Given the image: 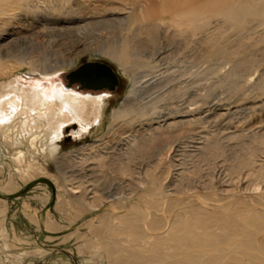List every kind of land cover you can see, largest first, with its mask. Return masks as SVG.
<instances>
[{"label":"rangeland","instance_id":"1","mask_svg":"<svg viewBox=\"0 0 264 264\" xmlns=\"http://www.w3.org/2000/svg\"><path fill=\"white\" fill-rule=\"evenodd\" d=\"M149 1L39 0V19L0 32L4 49L59 69L1 60L0 86L100 102V122L70 123L55 140L0 128V264H122L118 247L138 248L134 227L164 249L185 207L250 227L247 209L264 214V0H176L196 24L189 43L171 26L173 0ZM122 44L133 47L124 65L107 55ZM88 63L109 66L115 89L69 85Z\"/></svg>","mask_w":264,"mask_h":264},{"label":"bare ground","instance_id":"2","mask_svg":"<svg viewBox=\"0 0 264 264\" xmlns=\"http://www.w3.org/2000/svg\"><path fill=\"white\" fill-rule=\"evenodd\" d=\"M46 1L43 0L44 3ZM54 1L55 3H63L66 0ZM38 2L39 0H0V32H7V26L11 24H20L21 21L32 18L34 20L39 19L41 9ZM171 2V26L176 27L178 33L183 35L186 33L184 40L189 43L196 35V27L193 25L195 23L192 22L193 17L188 19L190 16L187 15V18H185L184 13H179V10L184 9L185 6L183 4L179 5L176 0ZM149 4H154V0H150ZM48 9L52 10L53 8L49 7L45 10L47 11L45 19H49ZM28 15L32 17L28 18ZM196 18H198V15H196ZM2 37L0 39L3 40ZM201 41H204V39ZM123 44L119 47L120 49L112 48L109 50L107 55L124 65L130 57L128 48L133 47ZM14 52L4 49L3 45H0V61L14 59V62H17L18 65L29 66L32 71L38 72L42 76L50 75V72L53 73L59 70L50 69L47 64L35 65L33 61H29V56L27 57L24 52L16 55ZM71 63V60L61 62L62 66ZM2 86L3 84L0 87ZM11 86L12 83H9L7 86L2 87L3 90L0 91V128L12 125L17 130L21 126L19 134L22 136L24 131H27L28 134L40 131L47 134L48 140H55L61 137L64 127L70 123L87 126L88 123L100 119V102L95 98H86L76 93H63L60 86H56L53 89V98L48 100L45 99L43 89H30L19 92L20 89L15 90ZM132 92L135 93L136 90L133 89ZM122 111L115 114L116 118L123 117ZM171 113L178 114L177 111H169L167 115H171ZM179 123L176 124L179 125ZM168 127L166 126L167 129L170 128ZM82 128L79 132H82ZM76 134L79 136L80 133L76 132ZM135 147L137 148V146ZM91 207L95 208L98 205L96 206L93 203ZM247 210H249L251 216H254L252 227L248 226L252 222L248 225L235 223V217L233 216L224 218L208 212L204 213L194 206L185 207L184 214L198 222V228L202 229L200 233H195L191 229L192 226L187 223L183 225L186 216L179 214L169 224L168 235L164 239L167 246L160 249L156 245L159 242L162 244L161 235L150 233L144 235L143 228L136 226L133 228L136 236L133 242L134 246H138V248L119 246L118 250L122 253L119 259L122 264H244V261L249 264H264L262 262V258L264 259V235L261 239H257L264 228L262 226L264 214L255 210ZM135 213L138 216L137 220L144 219L141 211L136 209ZM207 221H213L218 226L228 230L222 235H212L208 233V229L212 226H207ZM156 230L153 228L148 229L149 232ZM146 252L150 254H146Z\"/></svg>","mask_w":264,"mask_h":264},{"label":"water","instance_id":"3","mask_svg":"<svg viewBox=\"0 0 264 264\" xmlns=\"http://www.w3.org/2000/svg\"><path fill=\"white\" fill-rule=\"evenodd\" d=\"M69 85L80 84L83 88L96 90H114L118 80L112 69L99 63H88L67 76Z\"/></svg>","mask_w":264,"mask_h":264}]
</instances>
